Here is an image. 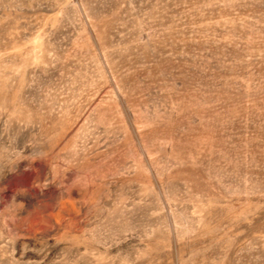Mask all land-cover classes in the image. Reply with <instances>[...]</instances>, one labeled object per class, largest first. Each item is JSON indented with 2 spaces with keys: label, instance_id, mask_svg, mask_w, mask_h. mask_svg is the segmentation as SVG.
Masks as SVG:
<instances>
[{
  "label": "rangeland",
  "instance_id": "rangeland-1",
  "mask_svg": "<svg viewBox=\"0 0 264 264\" xmlns=\"http://www.w3.org/2000/svg\"><path fill=\"white\" fill-rule=\"evenodd\" d=\"M0 264H264V0H0Z\"/></svg>",
  "mask_w": 264,
  "mask_h": 264
}]
</instances>
